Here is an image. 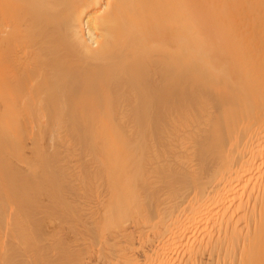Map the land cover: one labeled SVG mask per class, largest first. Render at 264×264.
<instances>
[{
  "label": "bare ground",
  "instance_id": "bare-ground-1",
  "mask_svg": "<svg viewBox=\"0 0 264 264\" xmlns=\"http://www.w3.org/2000/svg\"><path fill=\"white\" fill-rule=\"evenodd\" d=\"M0 166V264H264V0H0Z\"/></svg>",
  "mask_w": 264,
  "mask_h": 264
},
{
  "label": "rangeland",
  "instance_id": "rangeland-1",
  "mask_svg": "<svg viewBox=\"0 0 264 264\" xmlns=\"http://www.w3.org/2000/svg\"><path fill=\"white\" fill-rule=\"evenodd\" d=\"M6 163H7V162H6ZM10 163H11V162H10ZM10 163H9V164H10ZM1 164H3V163H1ZM12 164H13V163H12ZM20 164H22V163H21V162H20V163L18 162V164L16 163V165H19V166H16V165H14V164H13V166H16L17 168L19 167V168H18V170H19V169L22 167V165H23V164H22V165H20ZM3 166H4V165H3ZM5 166H6V169H5ZM5 166L3 167L4 169H1V171H2V170H4V171H5V170H8L7 167L12 166V165H9V166L5 165ZM0 168H1V166H0ZM10 168H11V167H10ZM12 168H13V167H12ZM4 173H5V172H4ZM0 178H2V177H0ZM3 189H4V188H3ZM5 189H6V188H5ZM5 189H4V191H5ZM9 190H10V189H9ZM9 190H7V192H8ZM0 191H1V190H0ZM1 196H2V195H0V199H3V198H2L3 196H2V197H1ZM17 197H18V196H17ZM5 198H6V196L4 197V199H5ZM7 198H8V197H7ZM7 198L5 199V201L7 200ZM4 199L2 200L3 202H4ZM19 199H20V198H18V200H19ZM8 200H9V199H8ZM11 200L16 201L15 199H11ZM11 200H10V202H12ZM18 200H17V202H18ZM20 200H22V199H20ZM20 200H19V201H20ZM2 201H1V202H2ZM14 201H13V203H14L15 207H17V210H18V206H17V205H18L19 203H17V205H16V202H14ZM1 202H0V203H1ZM3 202H2V203H3ZM13 203L10 204L9 201H8V203H7V201H6V203L4 202V204L7 205L8 207H9V205L11 206ZM20 203H21V202H20ZM4 204H3L2 206H5ZM8 204H9V205H8ZM29 205H30V204H29ZM7 206L2 207V208H4L8 214H9V212H11L10 208L15 209L13 206L10 207V208H8ZM2 208L0 209L1 211H2ZM6 208H7L8 210H7ZM4 209H3V212H5ZM9 210H10V211H9ZM1 211H0V212H1ZM13 211H14V210H13ZM3 212H1V213H2L1 216L4 218V217H6L8 214H7V213L4 214ZM3 214H4V216H3ZM6 214H7V215H6ZM29 214H30V213H29ZM40 215H41V214H40ZM40 215H38V217H39L40 219H42V218L44 217L43 220L46 222V223L43 222V223H45V224H43V225H44V226H47V225L49 224L48 226L50 227V226H51V224H50L51 220L49 221V223H48V221H47V219H49V217L46 218L44 215H42L43 217H42V216L40 217ZM45 215L47 216V214H45ZM8 216H9V215H8ZM8 216H7V217H8ZM48 216H49V215H48ZM2 217H1V218H2ZM28 217H29V216H28ZM28 217H27L26 219H28ZM36 217H37V215H36ZM3 218H2V220H3ZM50 218H51V217H50ZM5 219H6V218H5ZM33 219H35V217H33ZM45 219H46V220H45ZM43 220H42V221H43ZM3 221H4V220H3ZM40 221H41V220H40ZM27 222H28V220H27ZM41 223H42V222H41ZM47 223H48V224H47ZM51 223H52V222H51ZM41 225H42V224H41ZM43 225H42V226H43ZM48 226H47L46 228L44 227L45 230H46L45 232H47V230L49 231V229L51 228V227L49 228ZM62 226L65 227L64 225H62ZM41 228L43 229V227H41ZM48 228H49V229H48ZM43 230H44V229H43ZM48 233H49V232H48ZM46 234H47V233H46Z\"/></svg>",
  "mask_w": 264,
  "mask_h": 264
}]
</instances>
